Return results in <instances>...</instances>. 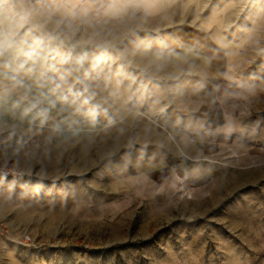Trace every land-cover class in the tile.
<instances>
[{
    "label": "rangeland",
    "instance_id": "rangeland-1",
    "mask_svg": "<svg viewBox=\"0 0 264 264\" xmlns=\"http://www.w3.org/2000/svg\"><path fill=\"white\" fill-rule=\"evenodd\" d=\"M171 3L168 32L184 28L204 44H190L192 59L214 60L233 46L231 61L248 84L226 99L263 141L264 0ZM208 145L163 144L157 153L149 146L143 168L117 157L83 177H25L14 192L6 180L2 237L29 236L37 248L25 250L29 264H264V144ZM24 182L42 186L25 196Z\"/></svg>",
    "mask_w": 264,
    "mask_h": 264
},
{
    "label": "clouds",
    "instance_id": "clouds-1",
    "mask_svg": "<svg viewBox=\"0 0 264 264\" xmlns=\"http://www.w3.org/2000/svg\"><path fill=\"white\" fill-rule=\"evenodd\" d=\"M171 8V0H0V186L9 175L13 192L25 177H83L117 157L143 168L149 146L163 150L181 57L165 39ZM41 186L24 182L21 195Z\"/></svg>",
    "mask_w": 264,
    "mask_h": 264
},
{
    "label": "crops",
    "instance_id": "crops-1",
    "mask_svg": "<svg viewBox=\"0 0 264 264\" xmlns=\"http://www.w3.org/2000/svg\"><path fill=\"white\" fill-rule=\"evenodd\" d=\"M170 33L169 40L181 53L180 69L176 74L179 79L174 78L176 86L165 104V107L171 105L165 113L169 123L166 121L165 124L175 143L168 139L162 143L201 144L202 148H207L208 144H264V140L258 141L260 135L246 118H234L236 114L231 113L226 99L231 88L243 84V74L231 61L233 55L228 53L233 46H225L226 52L223 50L221 56L215 57L217 59L196 60L192 59L188 47H202L201 38L198 42L192 41L193 33L184 28ZM216 169L220 175L224 173L222 166H216ZM3 188L0 186V200L6 197ZM29 255L27 251L17 249L12 239L0 237V264H29Z\"/></svg>",
    "mask_w": 264,
    "mask_h": 264
},
{
    "label": "built area",
    "instance_id": "built-area-1",
    "mask_svg": "<svg viewBox=\"0 0 264 264\" xmlns=\"http://www.w3.org/2000/svg\"><path fill=\"white\" fill-rule=\"evenodd\" d=\"M13 177L11 175L7 176L6 180H12ZM8 233V228L4 223H0V237L3 235H7ZM12 244L21 250H32V249H37L35 242L29 237V236H23L20 239L16 238L12 240Z\"/></svg>",
    "mask_w": 264,
    "mask_h": 264
}]
</instances>
